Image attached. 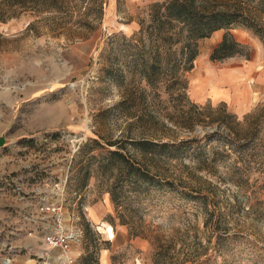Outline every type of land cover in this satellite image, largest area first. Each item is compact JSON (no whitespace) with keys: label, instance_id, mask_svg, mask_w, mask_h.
I'll return each mask as SVG.
<instances>
[{"label":"rangeland","instance_id":"374dc122","mask_svg":"<svg viewBox=\"0 0 264 264\" xmlns=\"http://www.w3.org/2000/svg\"><path fill=\"white\" fill-rule=\"evenodd\" d=\"M90 1L72 3L77 7L65 24L59 11L16 10L0 22V264H59V249L44 243L56 232L70 237L72 264H156L155 256L157 264H264V153L238 154L223 136L206 143L209 125L190 132L174 126L171 97L162 87L157 97L131 72L123 37L139 29L156 0H102L101 19L95 21V7L89 15L92 32L80 25L85 17L78 12ZM223 32L198 41L185 73L188 98L212 111L224 104L241 130L260 120L263 140L264 45L233 29L249 58L210 61ZM211 83L223 89L215 100ZM126 87L146 91L134 112L117 105ZM145 138L179 148L153 146L147 154L136 148ZM114 140L136 165L147 163L154 184L129 185L116 175L115 148L107 145ZM244 157L252 167L239 177L232 166ZM204 159L210 166L199 169ZM206 217L213 226L204 224ZM154 235L163 242L160 256Z\"/></svg>","mask_w":264,"mask_h":264},{"label":"trees","instance_id":"16d2710c","mask_svg":"<svg viewBox=\"0 0 264 264\" xmlns=\"http://www.w3.org/2000/svg\"><path fill=\"white\" fill-rule=\"evenodd\" d=\"M76 0H0V22H6L11 17L16 16V10L30 11L40 15L59 11L62 13L64 24L67 19L71 20L72 3ZM102 0H91L86 3L84 11H80L79 16L85 17L81 20V26L90 28L94 21L89 19L92 9L95 21H99L102 15ZM88 4V5H87ZM11 12V13H9ZM67 18V19H66ZM33 21L29 23L30 28H35ZM63 24V25H64ZM139 29L128 37H123L122 45L125 48V62L131 68L140 81H143L155 94L158 95V88L171 97L173 107V117L171 123L186 131H192L196 126L214 127L211 132L205 133V142L220 141L231 151L238 154L252 155L253 152L262 151L264 153V139L260 132L262 122L255 119L254 122H245V129L241 130L240 122L236 116L226 112L224 104L215 111L211 108H203L190 102L187 95L188 80L185 73L192 69L195 58L198 55V41L208 38L214 31L224 30L221 38L210 49V61H223L235 55H244L249 58L248 46L238 41L232 33L233 29H244L258 37L264 45V0H156L149 4L146 16L139 19ZM94 28V27H93ZM92 32V27L90 28ZM74 37V35H73ZM79 37V36H77ZM80 37H84L81 35ZM117 71L112 73V78H117ZM124 97L117 103L118 106L126 104L130 112L134 109L135 100L146 102V91L144 88L126 87ZM127 114L136 119L139 115L135 113ZM223 138L221 139L220 137ZM197 141L189 139L181 142ZM136 148L151 154V147L159 149L170 148L178 150V146L168 142L154 143L149 139L137 141ZM262 142V143H261ZM123 143V142H122ZM114 147L110 151L116 175H124L129 185L135 182L144 184H154L153 175L147 163L136 165L135 161L126 157L123 151L125 145L119 141H110L108 144ZM249 157H244L239 165L233 164L232 171L246 172L252 167V163L247 161ZM215 161V158L211 159ZM199 169L209 168L208 163L198 160ZM241 181H236L239 185ZM111 199L117 204V193L111 191ZM209 218L206 217L204 224L213 226ZM218 228L216 224L215 229ZM132 236L138 233L133 232ZM220 235H217L219 238ZM154 247V254L159 256L163 253V242L160 235H154L151 241ZM158 256V257H159ZM157 256L154 262L157 264Z\"/></svg>","mask_w":264,"mask_h":264},{"label":"built area","instance_id":"2783aa9c","mask_svg":"<svg viewBox=\"0 0 264 264\" xmlns=\"http://www.w3.org/2000/svg\"><path fill=\"white\" fill-rule=\"evenodd\" d=\"M70 237L63 232L49 233L44 237V243L49 249H59L57 258L59 264H72L73 259L69 253Z\"/></svg>","mask_w":264,"mask_h":264},{"label":"crops","instance_id":"0c3cea01","mask_svg":"<svg viewBox=\"0 0 264 264\" xmlns=\"http://www.w3.org/2000/svg\"><path fill=\"white\" fill-rule=\"evenodd\" d=\"M217 31H219V30H217ZM217 31H214L213 33H216ZM212 35H213V34H212ZM220 38H221V37H220ZM220 38L216 39L215 42H218V41L220 40ZM257 39H258V38H257ZM258 43H259L260 45L262 44L260 40H258ZM222 92H223V89H222L220 86H218L217 83H211V84H210V86H209V90H208V94H209V96H210L213 100H215L216 98L222 96Z\"/></svg>","mask_w":264,"mask_h":264},{"label":"bare ground","instance_id":"6f19581e","mask_svg":"<svg viewBox=\"0 0 264 264\" xmlns=\"http://www.w3.org/2000/svg\"><path fill=\"white\" fill-rule=\"evenodd\" d=\"M5 264H11L9 261H7V260H5V262H4Z\"/></svg>","mask_w":264,"mask_h":264}]
</instances>
